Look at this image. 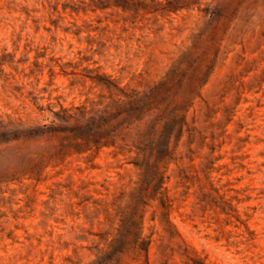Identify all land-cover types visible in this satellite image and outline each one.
<instances>
[{
  "label": "rangeland",
  "instance_id": "1",
  "mask_svg": "<svg viewBox=\"0 0 264 264\" xmlns=\"http://www.w3.org/2000/svg\"><path fill=\"white\" fill-rule=\"evenodd\" d=\"M0 264H264V0H0Z\"/></svg>",
  "mask_w": 264,
  "mask_h": 264
},
{
  "label": "trees",
  "instance_id": "2",
  "mask_svg": "<svg viewBox=\"0 0 264 264\" xmlns=\"http://www.w3.org/2000/svg\"><path fill=\"white\" fill-rule=\"evenodd\" d=\"M153 155V150H149V156L151 157ZM154 160L158 162L157 156H155ZM142 190V189H141ZM134 215V214H133Z\"/></svg>",
  "mask_w": 264,
  "mask_h": 264
}]
</instances>
